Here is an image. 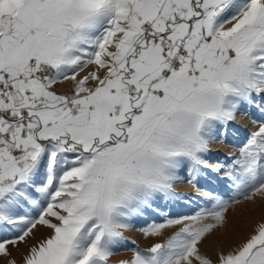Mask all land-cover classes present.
Wrapping results in <instances>:
<instances>
[{
  "label": "snow or ice",
  "instance_id": "6c2138e0",
  "mask_svg": "<svg viewBox=\"0 0 264 264\" xmlns=\"http://www.w3.org/2000/svg\"><path fill=\"white\" fill-rule=\"evenodd\" d=\"M258 203L264 0H0V264H264Z\"/></svg>",
  "mask_w": 264,
  "mask_h": 264
},
{
  "label": "rangeland",
  "instance_id": "374dc122",
  "mask_svg": "<svg viewBox=\"0 0 264 264\" xmlns=\"http://www.w3.org/2000/svg\"><path fill=\"white\" fill-rule=\"evenodd\" d=\"M230 130H232V129H229V131ZM238 130L235 131V133H234V134H236L235 136H239L240 133H238ZM230 142H232V144H236V139L233 138ZM178 185L185 187V189L188 187L192 188V187H190L191 185H188L186 183L185 184H178ZM187 197H194V195L192 192H189L187 194ZM263 206H264V203H258V205L255 207V209H250L248 206L243 205V204L242 205H236L230 210L229 215H230L234 224H237V225L244 224V223H247L249 220H253V217L256 216V213L263 210V208H262ZM194 210H198L197 203H192L184 211L191 212ZM135 223H136L137 227H139L141 224H143V221L138 220ZM125 236L129 242H132V241L135 242V244L129 243L127 245V248H129V249L132 247H135V246H138L141 249H143V248L147 247L150 243V241L147 238H145L140 231H137L136 229H133L130 232H126ZM124 254H126L128 256V257L127 256L124 257V260L131 258V255H132L131 251H126V250H120L116 256L120 255L119 257H122V255L124 256ZM118 261H121V260H118ZM110 264H117V262H115V263L110 262Z\"/></svg>",
  "mask_w": 264,
  "mask_h": 264
},
{
  "label": "bare ground",
  "instance_id": "6f19581e",
  "mask_svg": "<svg viewBox=\"0 0 264 264\" xmlns=\"http://www.w3.org/2000/svg\"><path fill=\"white\" fill-rule=\"evenodd\" d=\"M230 129H232V130L229 131V135L227 137V139H228V146L226 147L224 145H214L212 147V152L213 153H221V154H224V153H228V152H234L235 151V146L236 145H239L242 142V140L244 139L243 138L244 137V134L247 131L251 130L250 129V119L247 118V117L241 116L240 119L236 123H234L233 125H231ZM236 130H238V133H240L239 136H235L236 134H234V133H235ZM233 138L236 139V144H232V142H230ZM176 191L180 195L185 196V197H187V194L189 192H192L193 195H194V197H192L193 198V203H197V197L200 196V194L199 193H196L192 188H189L188 187V188L185 189V187H182L180 185H177L176 186ZM187 208L188 207H186L185 209H187ZM262 208H263V210L257 212L256 213V216L253 217V220L259 219L260 216L262 214H264V206ZM119 256L113 257L110 262L115 263V262H118V260H124V257H126L127 255L124 254V256L122 255V257H119Z\"/></svg>",
  "mask_w": 264,
  "mask_h": 264
}]
</instances>
